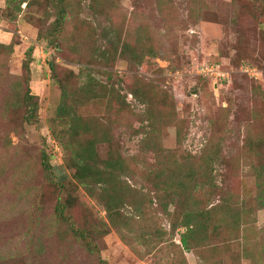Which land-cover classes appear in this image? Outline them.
<instances>
[{
	"label": "rangeland",
	"instance_id": "rangeland-1",
	"mask_svg": "<svg viewBox=\"0 0 264 264\" xmlns=\"http://www.w3.org/2000/svg\"><path fill=\"white\" fill-rule=\"evenodd\" d=\"M65 2L52 40L58 1L0 0V264H264V0ZM62 88L89 127L72 143L121 162L107 192L127 204L110 215L58 138ZM209 209L183 251L172 224Z\"/></svg>",
	"mask_w": 264,
	"mask_h": 264
},
{
	"label": "trees",
	"instance_id": "trees-1",
	"mask_svg": "<svg viewBox=\"0 0 264 264\" xmlns=\"http://www.w3.org/2000/svg\"><path fill=\"white\" fill-rule=\"evenodd\" d=\"M54 2L58 1L59 3V11L56 16V20L52 23V40L53 38H57L54 35L57 31L61 32L63 29V20L65 19V14L67 12V5L65 0H53ZM20 8V3L18 5V9ZM43 39L47 40L48 37H43ZM113 52L117 53L118 50L112 47ZM122 50L124 55L127 56L131 54L136 56V59L139 62H142L144 56H156V53L153 50L146 49L144 52L139 53L136 48H132L130 43L124 40L122 44ZM149 50V51H148ZM108 49L102 52L103 55L108 54ZM31 53L32 50H29L28 53V62L25 64V69L27 72V81H29L30 75V66L31 63ZM133 94V93H130ZM68 90L65 88L61 89V99L60 104L57 108V120L60 121L63 130L61 131L62 134L59 133L58 138L63 140L65 136L67 140L63 141V148L68 150L70 153V166L75 168L76 170V181L81 184L87 194L91 197H96L103 202V206L105 211L108 215L111 213L122 209L126 204L122 197L114 192H107V186L112 177L115 174L116 165L121 164L120 161H114L113 159L104 161L102 165L98 163V155L96 153L95 143L96 141H89L86 146H78L73 144L72 142L77 138L80 134H87L89 133V127L87 124L82 122L81 118L76 115V113H72L68 106ZM36 96L31 94V90L27 84L26 91L23 94L22 101L28 106L27 111V120L31 118H35L38 112L39 104L34 102ZM41 164L43 168L52 174L50 168V159L49 156L43 152L41 155ZM261 174L264 175V171L261 170L258 175L261 177ZM49 181L54 183L56 186L65 187L64 181L61 179H57L53 177V174L50 175ZM53 177V178H52ZM262 178V177H261ZM177 192L179 188L174 189ZM168 204L163 206L164 211H167ZM66 203L59 202L56 206V212L60 218H65L66 213ZM178 211L176 210L173 214H177ZM172 214V215H173ZM173 215V216H174ZM211 216V211L209 210H202V211H189L185 214L181 221H176L172 224V231H176L179 228H184V232L180 234V246L183 251H190L192 250V246L190 245L189 240L192 239L193 234L205 228V221L208 220ZM76 239L81 240L84 247L89 251H94L96 245L90 240L89 234L86 231L75 229L73 226L71 227ZM102 264H105V261H102Z\"/></svg>",
	"mask_w": 264,
	"mask_h": 264
}]
</instances>
